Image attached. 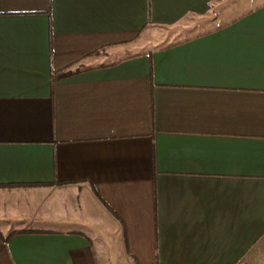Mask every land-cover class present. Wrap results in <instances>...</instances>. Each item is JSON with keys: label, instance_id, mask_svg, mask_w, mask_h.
Instances as JSON below:
<instances>
[{"label": "crops", "instance_id": "obj_1", "mask_svg": "<svg viewBox=\"0 0 264 264\" xmlns=\"http://www.w3.org/2000/svg\"><path fill=\"white\" fill-rule=\"evenodd\" d=\"M0 219V264H264V2L0 0Z\"/></svg>", "mask_w": 264, "mask_h": 264}, {"label": "rangeland", "instance_id": "obj_2", "mask_svg": "<svg viewBox=\"0 0 264 264\" xmlns=\"http://www.w3.org/2000/svg\"><path fill=\"white\" fill-rule=\"evenodd\" d=\"M232 1V0H231ZM235 2H238V3H241V14L242 13H245V11H247L248 9L252 8L253 6L257 5V4H260L262 2H264V0H233V3ZM234 6V5H233ZM238 6V5H237ZM140 44L139 43H136L134 45H132L134 48H136V46ZM1 221H4L3 219H0ZM9 220V219H7ZM16 220H20V219H14V220H11V225H14L17 223ZM24 220V219H23ZM33 222V221H32ZM40 221H37V223H39Z\"/></svg>", "mask_w": 264, "mask_h": 264}]
</instances>
